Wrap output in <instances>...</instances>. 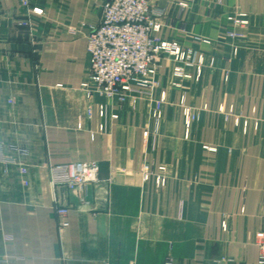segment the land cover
<instances>
[{
    "label": "crops",
    "instance_id": "crops-1",
    "mask_svg": "<svg viewBox=\"0 0 264 264\" xmlns=\"http://www.w3.org/2000/svg\"><path fill=\"white\" fill-rule=\"evenodd\" d=\"M105 1L31 0L39 15L16 0L0 4V147L16 160L0 157V258L9 264H258L264 0H192L184 9L179 0H151L168 8L162 38L207 57L199 80L175 78L174 63L162 59L155 96L165 90L167 102L155 141L146 137L154 127L148 96L120 103L82 88L90 74L87 33ZM236 10L248 14L249 25L231 38L227 15ZM199 37L222 43L206 45ZM100 104L107 106L104 118ZM188 107L198 115L190 128ZM236 116L248 127L237 125ZM85 161L98 163L100 183L81 209L74 192L52 183L50 169ZM21 165L29 169V185ZM146 166H164L167 184L145 182ZM59 207L68 208L67 228L59 226Z\"/></svg>",
    "mask_w": 264,
    "mask_h": 264
},
{
    "label": "built area",
    "instance_id": "built-area-1",
    "mask_svg": "<svg viewBox=\"0 0 264 264\" xmlns=\"http://www.w3.org/2000/svg\"><path fill=\"white\" fill-rule=\"evenodd\" d=\"M6 0H0V4ZM21 6L31 10L32 14H42L39 8H31V0H16ZM192 0H179L182 9L189 6ZM168 8L151 4V0H106L102 4L100 21L95 26L89 27L87 33V53L90 60V74L88 80L82 84V88L88 93L103 94L110 99L117 98L120 103H125L130 98L141 99L148 96L153 101L151 118L154 121L152 130H146V137H152L153 141L159 136V126L164 114V106L167 102L166 91L162 90L159 96H155L161 87L159 79V67L163 58H169L173 63L172 74L175 78L202 77L207 57L204 52L197 51L184 45L180 40H166L160 35L166 25ZM230 24L226 35L231 38L244 35V30L249 25L248 14L236 10L227 15ZM73 33L77 31L70 28ZM206 45L221 44L209 38H197ZM211 66H215L216 59L211 57ZM196 68L195 74H191L187 68ZM227 79V76H226ZM180 86L178 82L174 83ZM89 108V115L92 114ZM99 115L104 118L107 115V106L100 104ZM117 118V114L112 115ZM198 115L191 109H185V123L190 128L191 123ZM237 125L248 127V121L236 116ZM104 131L105 126L101 125ZM22 154V152H21ZM0 157L6 163H14L16 160L5 156L0 147ZM52 183L64 185L78 198L77 206L85 208L91 205L90 188L99 184V165L97 162H72L51 166ZM20 174L25 185H29L27 178L29 169L21 165ZM166 168L159 166L145 167L141 170L143 180L148 182L155 180L158 186L167 184ZM60 228L69 227L66 217L68 208L59 207ZM224 228H227L226 223ZM259 246L258 264H264V230L256 236ZM0 264H9L8 258H0ZM167 264H171L169 261Z\"/></svg>",
    "mask_w": 264,
    "mask_h": 264
}]
</instances>
